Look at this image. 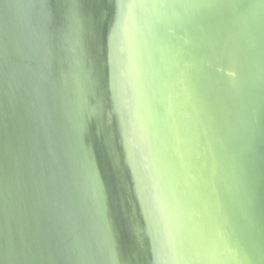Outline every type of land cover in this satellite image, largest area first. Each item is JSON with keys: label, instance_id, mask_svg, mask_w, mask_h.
<instances>
[{"label": "water", "instance_id": "obj_1", "mask_svg": "<svg viewBox=\"0 0 264 264\" xmlns=\"http://www.w3.org/2000/svg\"><path fill=\"white\" fill-rule=\"evenodd\" d=\"M264 0H0V264H264Z\"/></svg>", "mask_w": 264, "mask_h": 264}, {"label": "bare ground", "instance_id": "obj_2", "mask_svg": "<svg viewBox=\"0 0 264 264\" xmlns=\"http://www.w3.org/2000/svg\"><path fill=\"white\" fill-rule=\"evenodd\" d=\"M260 66H261V70L263 71V74H264V60H262L260 62Z\"/></svg>", "mask_w": 264, "mask_h": 264}]
</instances>
